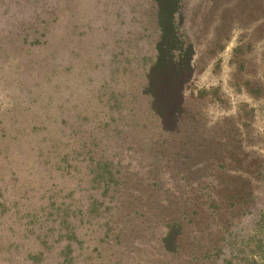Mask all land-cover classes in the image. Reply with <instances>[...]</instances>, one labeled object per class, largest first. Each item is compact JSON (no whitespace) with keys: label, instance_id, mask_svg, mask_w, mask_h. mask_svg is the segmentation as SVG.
<instances>
[{"label":"rangeland","instance_id":"374dc122","mask_svg":"<svg viewBox=\"0 0 264 264\" xmlns=\"http://www.w3.org/2000/svg\"><path fill=\"white\" fill-rule=\"evenodd\" d=\"M225 1L180 0L197 75L175 135L145 93L157 0H0V264H33L43 247L17 217L51 201L47 181L72 182L57 157L40 156L63 138L64 152L91 149L118 178L114 231L76 246V264H213L223 238L251 221L264 200V102L247 89L264 91V0ZM176 221L181 247L168 252L162 239Z\"/></svg>","mask_w":264,"mask_h":264},{"label":"trees","instance_id":"16d2710c","mask_svg":"<svg viewBox=\"0 0 264 264\" xmlns=\"http://www.w3.org/2000/svg\"><path fill=\"white\" fill-rule=\"evenodd\" d=\"M234 1L239 2L226 0L224 3ZM240 1L246 4V0ZM179 4L180 0H157V20L161 36L157 43L156 61L149 70L145 87V93L150 97L151 113L157 117L156 121L162 130L169 132L179 130L181 116L186 112V91L195 82L197 75L195 45L186 39L185 32L180 31L183 12ZM228 15L226 18H230V14ZM224 18L225 16L223 20ZM247 90L256 103L264 102V91L260 87L253 86ZM237 91L241 92L240 89ZM188 95L196 96L192 93ZM67 142L63 138L49 143L43 149L46 144L40 151V156L46 158L44 164L50 163L53 158L59 159L56 169L64 166L61 178L67 177V181H72L69 187L65 189L57 186L61 183H57L54 178L47 181L51 184V201L44 204L40 211L31 209L26 217H17L20 221L16 226L18 229L23 227L27 235L39 232L36 237L41 240L43 247L29 254L33 264H76L73 255L76 246L82 247L85 241H91L99 230L103 232L104 238L99 237L98 242L103 243L114 231L115 218L112 210L115 207L110 192L116 187L117 171L109 168L111 164L108 161L96 160L91 149L64 152ZM80 156L82 159L78 160V166L81 167H78L76 160ZM73 162H76L74 167L70 165ZM20 178L21 175L16 172V181ZM47 194L48 191L45 192V197ZM260 204L261 207L253 212V218L241 231L226 233L228 237L223 238L226 243L220 244L216 249L224 257L219 259L220 263H216L220 254L218 257L217 253H211L215 258L213 264H259L264 259V200ZM46 206L48 208L44 210ZM182 224L180 221L166 224L168 231L162 241L167 251L176 252L181 247ZM111 238L117 244L123 241L121 232ZM59 247L60 256L53 259L50 250ZM96 250L99 248L93 251ZM48 255L52 262L47 258ZM91 258L92 255L87 256L88 260Z\"/></svg>","mask_w":264,"mask_h":264},{"label":"flooded vegetation","instance_id":"af4514ba","mask_svg":"<svg viewBox=\"0 0 264 264\" xmlns=\"http://www.w3.org/2000/svg\"><path fill=\"white\" fill-rule=\"evenodd\" d=\"M185 115L183 114L182 116H181V121H183L184 119H186L185 117H184ZM186 121H189V120H186ZM185 131V128L183 129L182 128V126H181V123L179 124V130H176V131H173L172 133H175V135H178V134H180L182 131ZM182 150V149H181ZM173 156H175V157H179V156H182L181 155V151H178L177 153H175V154H172ZM181 159V158H180ZM183 225V224H182ZM184 226V225H183ZM168 229V228H167ZM183 229H184V227H183ZM168 231V230H167ZM167 234V233H166ZM165 237V236H164ZM163 237V238H164ZM162 244H163V241H162ZM164 245V244H163ZM165 247V246H164ZM166 251H167V248H166ZM169 252V251H168Z\"/></svg>","mask_w":264,"mask_h":264}]
</instances>
